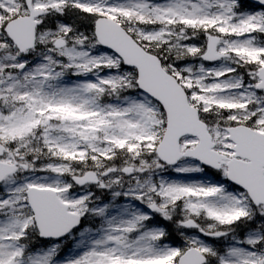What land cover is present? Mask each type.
I'll use <instances>...</instances> for the list:
<instances>
[{"label": "snow or ice", "instance_id": "snow-or-ice-1", "mask_svg": "<svg viewBox=\"0 0 264 264\" xmlns=\"http://www.w3.org/2000/svg\"><path fill=\"white\" fill-rule=\"evenodd\" d=\"M0 264H264V0H0Z\"/></svg>", "mask_w": 264, "mask_h": 264}]
</instances>
